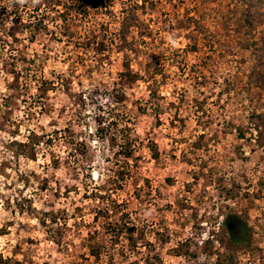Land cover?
I'll return each mask as SVG.
<instances>
[{
  "label": "rangeland",
  "instance_id": "1",
  "mask_svg": "<svg viewBox=\"0 0 264 264\" xmlns=\"http://www.w3.org/2000/svg\"><path fill=\"white\" fill-rule=\"evenodd\" d=\"M24 1L0 0V264H264V59L241 44L264 0L248 35L242 0H106L12 41Z\"/></svg>",
  "mask_w": 264,
  "mask_h": 264
},
{
  "label": "trees",
  "instance_id": "2",
  "mask_svg": "<svg viewBox=\"0 0 264 264\" xmlns=\"http://www.w3.org/2000/svg\"><path fill=\"white\" fill-rule=\"evenodd\" d=\"M21 5V8H19V6L17 5L11 10L12 15H16V19L6 28L5 31V35L11 38L12 41H17L16 31L19 26H24L27 24V22L28 24L33 23L32 19H30L32 17H27V19H23L20 15H98L100 12H102V10L109 9L106 0H48L47 4L42 9L41 4L38 3L36 0L24 1V3ZM56 5H61L63 9H55ZM134 5L138 6L137 3H134ZM242 5L244 9L243 17L241 19L242 23H240L239 25V30H244V33L248 35L252 33L257 24H260L262 22L261 17L263 15V12L260 10L259 7H256L257 4L253 3L252 0H242ZM23 9L25 10L24 14H22L21 12ZM261 40L263 43L262 47L257 46V41L255 39H245V41L241 44L246 49L250 48L252 55L257 56L258 59H260L262 62V60L264 59V37H261ZM105 48L106 47L104 41H100L97 43V50L99 52H103ZM262 66L263 65L259 63L255 67H253L250 72V78L254 82V84L259 87V89L264 93V71ZM124 68L125 69L121 72V86H124L126 84L129 85L138 79V74L129 69L128 64H126ZM26 69L28 70V67H26ZM16 75L18 76V73ZM122 98L123 93L120 91L118 92L116 99L122 100ZM255 116L257 118L262 117L260 116V114H255ZM123 136V140L125 141V143H130V139L128 137L127 132L124 133ZM125 150V156L130 157V151H128L129 149L125 147ZM33 157L34 154L31 155V158ZM244 225L246 224L244 223ZM225 227L227 232L229 233L230 242L237 243V235L240 229V221L238 220V217H236L235 215L227 216L225 219ZM248 239L249 234L246 230L242 234V242L246 243L248 242ZM92 252L94 255H97L96 250H92ZM2 261L3 260L0 255V262Z\"/></svg>",
  "mask_w": 264,
  "mask_h": 264
}]
</instances>
